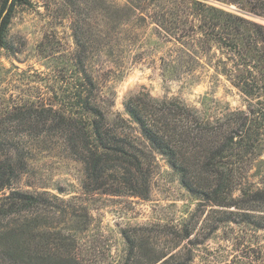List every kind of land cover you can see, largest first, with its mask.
<instances>
[{
  "label": "rangeland",
  "instance_id": "obj_1",
  "mask_svg": "<svg viewBox=\"0 0 264 264\" xmlns=\"http://www.w3.org/2000/svg\"><path fill=\"white\" fill-rule=\"evenodd\" d=\"M87 133L132 156L124 179L115 153L85 162ZM4 183L0 206H16L0 213V264H264V0L15 3Z\"/></svg>",
  "mask_w": 264,
  "mask_h": 264
},
{
  "label": "trees",
  "instance_id": "obj_2",
  "mask_svg": "<svg viewBox=\"0 0 264 264\" xmlns=\"http://www.w3.org/2000/svg\"><path fill=\"white\" fill-rule=\"evenodd\" d=\"M23 0H11L10 6L8 8V12L5 14V16L3 17V20L0 21V43H1V39L4 36V33L9 25V21L11 18V12L13 10V7L15 5V3H22ZM167 109H163L162 111H165ZM126 111L128 113V115L134 119V121L138 124V126L140 127V131L141 134L144 136V138H146L149 142H151L158 150H160L163 154H165V151H168L169 147L168 145L165 144V142L163 141V137L161 136V132H159L160 130H158V128L156 126H151V124H147V122L145 120L142 119L141 114L135 109H131L129 106H126ZM168 111V110H167ZM73 128H76V126H73ZM94 137H98L99 139V131L96 128V132H93ZM83 138H81V141L83 142L84 145V151H86L88 153V156H86V160L85 162L92 166V168L96 167L98 164V162H100V166L102 165L104 167V165H108L107 161L110 159L109 153H115L117 155H119V157H117L116 159H118V161L121 163V165H117V166H107L108 171H114L115 175L121 179H124V174L123 172L126 171V168L122 165V164H127L129 163V158H132V156L128 155L127 152L124 150V148H111L106 144H102L101 140H98L97 143L99 144H95L94 142L96 140H92L91 138L93 137L92 135H88L87 134H82ZM102 149L103 153H99L98 150ZM136 162V161H135ZM134 166H136L137 169L141 168V164L137 161L136 163H133ZM109 167V168H108ZM97 168V167H96ZM122 171V172H120ZM108 173V172H107ZM114 175V174H113ZM115 176V177H116ZM116 177V178H117ZM8 183H4V184H0V189L1 187H5L7 186ZM132 193H134V195H137V191L136 190H131ZM16 195H18L19 199L22 200V203H24L22 211H24L25 209H27L26 211H29L31 201L34 200V198L30 195L24 194V193H16ZM15 203L13 201H11L10 204H8L7 206L5 205H1L0 206V213L4 214L7 211H12L11 209H13V207H15Z\"/></svg>",
  "mask_w": 264,
  "mask_h": 264
}]
</instances>
